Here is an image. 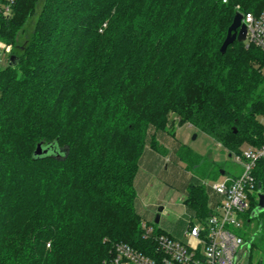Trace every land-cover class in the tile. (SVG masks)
<instances>
[{"label": "trees", "instance_id": "obj_1", "mask_svg": "<svg viewBox=\"0 0 264 264\" xmlns=\"http://www.w3.org/2000/svg\"><path fill=\"white\" fill-rule=\"evenodd\" d=\"M263 7L14 0L0 18V40L17 57L0 68V264H102L117 242L153 255L134 178L171 115L230 157L263 140L264 52L240 41L220 52L235 13ZM38 143L47 154L34 155ZM253 175L264 194L263 159ZM183 203L200 221L214 213L202 183L188 185ZM254 243L246 264H258Z\"/></svg>", "mask_w": 264, "mask_h": 264}, {"label": "rangeland", "instance_id": "obj_2", "mask_svg": "<svg viewBox=\"0 0 264 264\" xmlns=\"http://www.w3.org/2000/svg\"><path fill=\"white\" fill-rule=\"evenodd\" d=\"M7 64L6 57L2 58L0 68ZM262 71L264 74V68ZM155 141V148L146 144L134 178L135 209L141 223L185 240L184 231L189 220L194 218L191 209L183 203L188 185L206 182L209 203L214 206L218 196L211 185L223 181L225 175L239 174L241 167L211 137L190 123L178 124L174 115L165 129L155 132ZM221 169L225 173L221 174ZM255 199L258 202V196ZM159 207H162L161 211H158ZM157 214L159 221L155 223ZM259 214L251 218L250 224H247L250 214L242 215L243 225L235 233L246 240L252 235L255 243L251 249V261L264 264V212ZM257 223L259 230L254 232Z\"/></svg>", "mask_w": 264, "mask_h": 264}, {"label": "built area", "instance_id": "obj_3", "mask_svg": "<svg viewBox=\"0 0 264 264\" xmlns=\"http://www.w3.org/2000/svg\"><path fill=\"white\" fill-rule=\"evenodd\" d=\"M13 4L14 0H0V18L11 16ZM241 16L246 28L243 42L264 52V7L257 15L248 12L241 13ZM11 54L12 45L0 40V62L6 57L9 65ZM243 147L231 155L240 165L241 172L225 175L223 181L211 185L218 196L212 206L214 213L204 221L191 218L184 231L185 240L164 233L156 234L154 226L141 223L144 236L152 237L155 242L153 255H147L125 242H117L102 264H246L248 241L235 230L242 227V215L248 213L253 197L258 194L253 169L258 160H264V134L261 143Z\"/></svg>", "mask_w": 264, "mask_h": 264}, {"label": "water", "instance_id": "obj_4", "mask_svg": "<svg viewBox=\"0 0 264 264\" xmlns=\"http://www.w3.org/2000/svg\"><path fill=\"white\" fill-rule=\"evenodd\" d=\"M241 13L236 12L231 24L229 25L226 33V37L223 40L221 46H220V52L223 54L226 51V48L228 45L233 43L234 41H240L243 42L245 40L246 36V28L245 25L241 22ZM10 64L14 65L16 63L17 57L14 54H11L10 57ZM50 147H44L41 143H38L36 145V148L34 150V155L35 156H41L45 155L48 153ZM230 157V154H229ZM220 173L223 174L224 170L221 169ZM257 196H258V202L257 205L254 207V209L250 213V218H253L254 216L259 215L264 210V194L261 193V184L258 182L257 183ZM162 207L158 208V211H161ZM159 221V214L155 216L154 222L157 223ZM253 240V238L251 239ZM251 240L248 241L247 247H248V254H249V249L251 247Z\"/></svg>", "mask_w": 264, "mask_h": 264}, {"label": "crops", "instance_id": "obj_5", "mask_svg": "<svg viewBox=\"0 0 264 264\" xmlns=\"http://www.w3.org/2000/svg\"><path fill=\"white\" fill-rule=\"evenodd\" d=\"M210 205H212L213 206V203H211ZM168 235H170V234H168ZM171 237H173L172 235H170ZM175 238V237H174ZM177 239V238H176Z\"/></svg>", "mask_w": 264, "mask_h": 264}]
</instances>
